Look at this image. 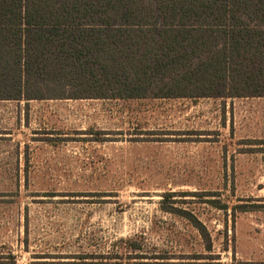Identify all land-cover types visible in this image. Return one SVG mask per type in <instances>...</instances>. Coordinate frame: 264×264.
<instances>
[{
    "label": "rangeland",
    "instance_id": "rangeland-1",
    "mask_svg": "<svg viewBox=\"0 0 264 264\" xmlns=\"http://www.w3.org/2000/svg\"><path fill=\"white\" fill-rule=\"evenodd\" d=\"M0 105V264H264V97Z\"/></svg>",
    "mask_w": 264,
    "mask_h": 264
},
{
    "label": "trees",
    "instance_id": "trees-1",
    "mask_svg": "<svg viewBox=\"0 0 264 264\" xmlns=\"http://www.w3.org/2000/svg\"><path fill=\"white\" fill-rule=\"evenodd\" d=\"M264 97V0H0V99Z\"/></svg>",
    "mask_w": 264,
    "mask_h": 264
},
{
    "label": "crops",
    "instance_id": "crops-1",
    "mask_svg": "<svg viewBox=\"0 0 264 264\" xmlns=\"http://www.w3.org/2000/svg\"><path fill=\"white\" fill-rule=\"evenodd\" d=\"M43 100H50V99H43ZM57 100H60V99H57ZM31 101H41V100H26L23 97H21L19 99H15V100H13V99H0V104H14L12 112H16V114H20L23 111L19 107L20 106L19 104L23 103L25 105V104H28ZM0 106H2L3 108H10V106L9 107H7L5 105H0Z\"/></svg>",
    "mask_w": 264,
    "mask_h": 264
}]
</instances>
